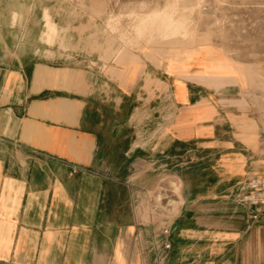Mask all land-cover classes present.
<instances>
[{
  "label": "crops",
  "instance_id": "1",
  "mask_svg": "<svg viewBox=\"0 0 264 264\" xmlns=\"http://www.w3.org/2000/svg\"><path fill=\"white\" fill-rule=\"evenodd\" d=\"M21 36L0 11V264H264V218L235 199L263 166L240 83L198 59ZM167 179L163 236L140 212Z\"/></svg>",
  "mask_w": 264,
  "mask_h": 264
},
{
  "label": "rangeland",
  "instance_id": "2",
  "mask_svg": "<svg viewBox=\"0 0 264 264\" xmlns=\"http://www.w3.org/2000/svg\"><path fill=\"white\" fill-rule=\"evenodd\" d=\"M0 11L7 17L10 45L32 30L41 32L43 42L36 39V44L61 51H78L87 38L89 50L96 49L97 40L103 44L105 58L117 46L184 67L198 59L201 72L240 83L247 111L258 122L259 135L252 141L264 175V0H0ZM51 14L64 29L54 25ZM24 39L35 43L31 35ZM178 195L174 179L160 182L142 201L141 219L165 236Z\"/></svg>",
  "mask_w": 264,
  "mask_h": 264
},
{
  "label": "built area",
  "instance_id": "3",
  "mask_svg": "<svg viewBox=\"0 0 264 264\" xmlns=\"http://www.w3.org/2000/svg\"><path fill=\"white\" fill-rule=\"evenodd\" d=\"M238 187V192L235 194L236 201L250 208L253 219L264 218V175L249 177L241 181ZM169 233L170 227L165 225L163 234L167 236ZM164 247L170 248V243L166 242Z\"/></svg>",
  "mask_w": 264,
  "mask_h": 264
},
{
  "label": "bare ground",
  "instance_id": "4",
  "mask_svg": "<svg viewBox=\"0 0 264 264\" xmlns=\"http://www.w3.org/2000/svg\"><path fill=\"white\" fill-rule=\"evenodd\" d=\"M175 202L174 200H171V203ZM173 207V206H172ZM175 207V206H174ZM172 210V209H171Z\"/></svg>",
  "mask_w": 264,
  "mask_h": 264
}]
</instances>
